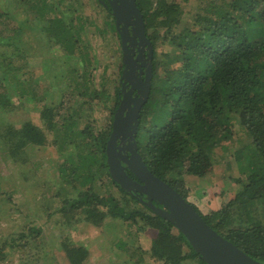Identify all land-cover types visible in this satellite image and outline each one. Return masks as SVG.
I'll use <instances>...</instances> for the list:
<instances>
[{"label": "trees", "instance_id": "1", "mask_svg": "<svg viewBox=\"0 0 264 264\" xmlns=\"http://www.w3.org/2000/svg\"><path fill=\"white\" fill-rule=\"evenodd\" d=\"M17 2L22 8L13 13ZM13 3L0 0V25L11 18L22 23L0 30V47H14V56L26 60L24 51L31 46L22 37L23 28L33 17L29 12L34 13L45 40L61 49L55 56L58 64L70 70L67 81L61 83L63 77L55 73L58 79L54 83L45 79L33 86L28 78H18L21 68L3 69L4 62H0L3 80L15 90L0 95V124L10 113L24 108L25 101H31L40 121L29 120L21 126L9 123L0 132L4 151L22 163L30 162L29 155L41 147L57 145L67 154L55 172L60 181L58 195L64 197L52 212L54 202L47 197L48 203H34V210L23 212L20 222L16 216L19 207L4 209L12 193L0 185V216L5 219L0 223L5 230L0 235V262L10 258L7 264H14L12 255L17 253V264H50L58 253L66 264H88L90 245L71 230L78 231L80 223L99 228L110 219L139 226L134 235L131 231L112 244L113 256L120 260L116 264H207L174 224L156 215L110 175L106 147L120 104L121 83L113 85L105 70L95 84L91 66L100 67V60L92 56L82 37L91 32V26L101 35L115 31L113 38L122 54L111 8L101 0H89L92 11L103 20L100 25L91 15L83 16L85 0ZM137 5L154 51L151 93L140 113L138 152L152 173L191 202L221 236L264 262V0H137ZM59 84L64 92L57 95L56 102L54 90ZM68 93L70 98L65 101ZM110 104L105 127L89 124L90 111ZM236 127L248 139L235 152L242 177L233 179L241 190L220 210L205 213L200 200L190 195L185 179L207 174L201 155L207 157L206 162L216 163V148L237 134ZM69 147L73 149L69 151ZM41 211L46 220L40 224L37 213ZM58 214L63 218L58 222L69 232L62 228L53 240L48 239L50 221ZM144 233L149 240L146 249L139 239ZM34 249L37 251L32 252ZM25 254L31 258H24Z\"/></svg>", "mask_w": 264, "mask_h": 264}, {"label": "rangeland", "instance_id": "2", "mask_svg": "<svg viewBox=\"0 0 264 264\" xmlns=\"http://www.w3.org/2000/svg\"><path fill=\"white\" fill-rule=\"evenodd\" d=\"M9 3L13 4V0H7ZM169 1H177V0H169ZM93 3L90 4L89 0H85V13L83 12V16H90L92 20L96 24H102L103 20L100 19L94 11H92ZM12 7V6H11ZM15 13L19 9L22 8V3L17 2L13 7ZM9 9V11L12 10ZM102 10V8L100 7ZM187 11V9H186ZM38 13V12H36ZM102 16L105 15V12H102ZM30 16L33 15L31 21L26 22L28 24L24 25L23 28V39L26 43L31 46L26 48L25 55L26 60H22L19 57L14 56L16 50L14 47H9V49L5 47H0V62H4V67L10 68H21V72L18 75V78L21 77L28 78L34 85L38 83V81L42 80H49L50 82L54 83L57 81L58 76H61V83L67 81L69 76H67L69 72V66L61 67L58 63L59 61L56 60L55 57L58 54H61V49L58 46H53L54 41H51L52 44L45 40L43 36L42 24H37L38 20L35 21L36 17L34 13H30ZM15 15V14H12ZM12 17V16H11ZM45 18V17H44ZM10 20V19H9ZM7 23L0 25V30L3 28H13L21 26L22 22H18L17 19H12ZM76 23V22H75ZM46 28V24H44ZM91 32H88L87 35L82 37V42H88L90 46L92 56L95 55L100 60V67L96 65L91 66L92 74L94 76V82L96 85L100 83L101 76L106 70L105 77L113 78L112 84L116 85L117 82L121 83V75L119 76V71H123L124 67H122V54L121 50H119L118 40L117 38L114 39L115 31L107 32L104 35H101L97 32L96 26H91ZM35 32V33H34ZM115 49H118L116 52ZM10 57V58H9ZM56 58V59H55ZM28 62V63H26ZM48 65V66H45ZM51 65V66H50ZM107 68V69H106ZM161 70V69H160ZM23 73V74H22ZM25 73V74H24ZM55 73H59L56 77ZM38 79V76H41ZM4 73L0 70V95L2 94H13L15 92L14 85L11 86L8 82L3 80ZM165 74L162 75V77ZM34 77V78H33ZM38 77V78H37ZM56 93L54 95V100L58 102L60 99L57 95H60L64 92L63 84H59L58 88L54 90ZM70 93L67 94L65 97V101L69 100ZM56 96V97H55ZM67 100V101H68ZM54 101V102H55ZM73 100H70L71 105L74 103ZM24 108L17 109L8 115L7 120L0 124V132H5L6 126L11 123L15 126H21L26 121L31 120L34 123H38L39 116L37 112L32 110L31 101L23 102ZM112 104L108 105L107 108L103 109L102 106L96 107L91 114L89 113V124L92 126H97V128H103L107 124V119L111 114ZM88 110H90L88 108ZM104 111V112H103ZM5 126V127H4ZM3 127V128H2ZM4 129V130H3ZM239 127L235 128L236 135L231 138L229 141L223 145H220L216 148V155L218 156L216 159V163L206 162L207 157L205 155H201L200 162L203 166L208 167L207 174L203 178L198 177H187L186 186L190 190V195H193L195 199L199 201V207L205 212L208 213L209 211L220 210L224 203H228L229 201L233 200L236 193L241 190V185L235 183L233 178L242 177L240 174V170L238 169V162L235 156V152L243 146L248 140L244 137L243 133L238 130ZM0 138V185L2 187H8L11 190V199L7 200V206L4 207L7 211L9 210V206L12 207H19L17 212V217L22 221L21 217L23 212L28 213L30 210H34V203H37L38 206H42L47 202L44 200L45 198H49V201L53 200V207H51V212L54 210V207L59 205V200L63 198V195H58L60 193V181L55 179L56 173L58 172V164L62 157L67 154L66 151H61V149L57 145H51L52 147H41L38 148L39 150L35 153L30 154L31 161L28 163H22V161H16L12 158L9 153L4 151L3 144ZM73 147H69V151H71ZM4 151V152H3ZM68 151V152H69ZM35 155V157H32ZM240 174V175H239ZM26 178V182L24 181ZM44 190L43 193L39 194L41 191ZM62 194V192H61ZM47 195V196H46ZM60 196V197H59ZM27 200V201H25ZM192 201V199H189ZM2 205V204H1ZM0 205V206H1ZM138 205L137 207H139ZM34 212V211H33ZM24 213V214H25ZM20 214V215H18ZM40 217H37L38 223H43L46 220V214L43 215V211L37 213ZM62 215H54L52 220L50 221L51 226L49 228L48 239H54V237L60 234L61 229L66 228L65 224L58 222L61 220ZM5 219L0 216V223L4 222ZM121 220L118 221H110L107 219L105 221V225L101 227L93 226L91 228L85 227L84 224H78V231L72 229L71 231L74 232V235L79 240H83L84 242L90 245L91 255L88 258V264H116L120 260L115 259L113 256L115 253L112 250V244H115V240L117 237H123L128 235L131 231L133 235L137 232V228L139 227L138 224L130 225V221L128 223H124V228L119 226ZM6 225H3V227ZM55 226L57 229H54ZM132 226V227H130ZM53 228V229H52ZM121 228V229H120ZM128 228V229H127ZM133 228V229H132ZM65 231L69 232V229ZM5 230L3 228L0 229V235L3 234ZM132 235V234H130ZM148 235L146 233L140 235L139 239L140 245L146 249L149 240H146ZM1 238V237H0ZM52 239V240H53ZM87 239V241H85ZM111 246V247H110ZM56 248V246H54ZM47 249V248H46ZM52 249V247L50 248ZM37 251V250H36ZM35 249L32 252H36ZM34 256V254H32ZM30 255V256H32ZM13 260L14 264H17L18 254L13 253ZM58 258L53 261H49L50 264H66L61 254L57 253ZM31 258L28 254L24 255V258ZM114 258V259H112ZM10 258L6 261L0 262V264H7Z\"/></svg>", "mask_w": 264, "mask_h": 264}, {"label": "water", "instance_id": "3", "mask_svg": "<svg viewBox=\"0 0 264 264\" xmlns=\"http://www.w3.org/2000/svg\"><path fill=\"white\" fill-rule=\"evenodd\" d=\"M108 1L109 4L102 3L111 8L115 18L124 64L120 104L106 147L111 177L125 191L144 195L146 200H140L156 215L174 224L207 264H264L213 229L191 202L152 173L138 152L139 118L151 93L154 51L137 0ZM143 67L147 68L144 77Z\"/></svg>", "mask_w": 264, "mask_h": 264}, {"label": "clouds", "instance_id": "4", "mask_svg": "<svg viewBox=\"0 0 264 264\" xmlns=\"http://www.w3.org/2000/svg\"><path fill=\"white\" fill-rule=\"evenodd\" d=\"M148 38V37H147ZM121 45H122V43H121ZM147 52H148V50H147V48H146V51H145V54H146V56H147ZM122 54H123V49H122ZM152 59H153V57H152ZM151 64H152V60H151ZM152 68V67H151ZM146 67H143V70H144V74H143V77H144V75L146 74ZM152 77H153V71H152ZM121 90V89H120ZM141 113V112H140ZM115 115V114H114ZM139 124H140V118H139ZM139 131V130H138ZM136 192L135 191H133L131 194H135ZM139 194V193H138ZM142 195V194H141ZM142 196H144V195H142ZM141 198H143L144 200H146V197H140V199Z\"/></svg>", "mask_w": 264, "mask_h": 264}, {"label": "flooded vegetation", "instance_id": "5", "mask_svg": "<svg viewBox=\"0 0 264 264\" xmlns=\"http://www.w3.org/2000/svg\"><path fill=\"white\" fill-rule=\"evenodd\" d=\"M102 1H104V2H106L107 4H109V1L108 0H101V2ZM106 6V5H105ZM136 193L135 194H133L134 196H136V197H142V195L141 194H138V192L137 191H135ZM129 193H131V192H129Z\"/></svg>", "mask_w": 264, "mask_h": 264}]
</instances>
